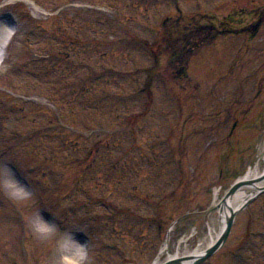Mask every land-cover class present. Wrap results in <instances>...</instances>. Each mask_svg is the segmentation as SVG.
<instances>
[{"label":"rangeland","instance_id":"obj_1","mask_svg":"<svg viewBox=\"0 0 264 264\" xmlns=\"http://www.w3.org/2000/svg\"><path fill=\"white\" fill-rule=\"evenodd\" d=\"M89 2L97 5L104 0H37L43 12H35L30 0H0V17L8 13L21 20L0 66V112L5 120V128L0 130V264H61L62 258L63 264H71L60 247L67 238L77 240L76 234L85 233L94 241L84 264H151L169 232L170 253L178 245L180 250L183 246L192 250L220 229L219 214L212 209L215 188L221 187L218 193L227 190L254 160V156L241 154L200 157L197 148L205 140L194 136V143L186 148H191V153L181 160L183 170L175 172L173 165L161 169V162L166 164L175 156L164 154L157 144L150 145L147 134H151V126L160 131L170 126L157 121L143 125L145 130L137 133L132 125L119 130L120 125L108 121L102 139L104 145L115 142L114 151L96 157L93 150L88 153L97 139L88 134L86 112L83 106L69 107V93L61 91L51 68L55 65L58 13L65 21L75 22L76 32ZM166 3L149 0L147 15L164 12ZM237 3L246 0H179L178 10L182 15L199 12L217 17ZM126 25L129 33L131 24ZM232 54H221L220 60L214 61L217 67L226 66ZM145 63L139 60L140 65ZM160 93L159 97L168 96L166 89ZM195 100L193 97V106ZM91 122V127L97 128L100 121L93 117ZM193 122L197 126V121ZM138 135L150 149L156 148L154 156L126 155L131 137ZM93 158L99 159L94 166ZM215 159L221 162L220 171L212 165ZM100 162L102 167L97 166ZM113 162H121L123 174H130L122 185L117 183L120 174L107 166ZM6 172L24 187L27 198L7 194L3 188L9 181ZM180 195L182 203L175 200ZM164 196L172 197L171 206L176 208L169 213L178 223L172 226L173 222L165 235L158 237L152 206ZM41 214L55 226L53 231L35 230ZM105 242L117 243L122 253L104 248ZM202 264H264V193L236 216L225 244Z\"/></svg>","mask_w":264,"mask_h":264},{"label":"flooded vegetation","instance_id":"obj_2","mask_svg":"<svg viewBox=\"0 0 264 264\" xmlns=\"http://www.w3.org/2000/svg\"><path fill=\"white\" fill-rule=\"evenodd\" d=\"M264 11V10H263ZM262 12V11H261ZM251 16L254 17L253 22L258 20V15L256 10L251 11ZM179 19H167L161 22V30L155 29L154 36L149 40L150 49L153 53L154 59L152 65L147 69L148 77L152 78L159 73L167 72L170 76L181 81V87L188 83V76H183L182 72L186 73L184 69V64L187 61L186 44L188 39L193 41V45H198L203 40L201 35H195V29L198 32V27H200L199 22H189V21H178ZM160 23V22H159ZM86 62L87 68L85 71L88 72L89 76L92 74L94 69L92 58L95 52L92 49L91 42L86 44ZM128 55L132 57L139 58V51L130 50ZM114 58V57H111ZM234 70H230L233 72ZM231 79V76H229ZM261 84L255 93L242 92L238 98V103L240 104L237 109V101L234 94L235 86L231 87L233 89V95L227 108H222L218 113L217 117H221V123L225 127L231 125L230 132H232L235 127V119L238 116L241 125L240 128L242 132L247 130L254 131L259 135V126L264 120V81L260 79ZM234 85V79H232ZM190 85V84H188ZM200 113V111H198ZM251 119L255 121L251 122ZM248 124L247 125L244 123ZM214 130V128H210ZM229 141V138H226Z\"/></svg>","mask_w":264,"mask_h":264},{"label":"bare ground","instance_id":"obj_3","mask_svg":"<svg viewBox=\"0 0 264 264\" xmlns=\"http://www.w3.org/2000/svg\"><path fill=\"white\" fill-rule=\"evenodd\" d=\"M35 11L39 8L34 7ZM6 28L4 26H0V62L3 57L2 47L4 43L9 38L10 34H12L11 31H8L7 34H4ZM6 33V32H5ZM5 35V36H4ZM2 64V63H1ZM0 64V66H1ZM264 147V144H262V148ZM8 180L5 185L3 186L4 190L7 191V194L10 195L12 198L17 199H23L27 198L28 195L26 194V191L23 186L18 185L17 181H15L14 177L8 172L5 173ZM14 178V179H13ZM240 181L244 180H252L253 184L244 185L241 188H239L237 191L233 193H228L227 190L218 193L215 191L214 194V200L212 203V209L215 210L216 213L219 214L220 217V229L219 231L212 236L208 241L199 244L192 250H188L185 246H183L184 249L180 250L179 246L175 249L173 253H170V236L168 235L164 241L163 246L160 249L159 255L154 261V264H160L165 259L170 258H177L181 256H191V258H196L199 256H202L203 253L219 238V236L222 234V232L225 229V226L227 224V221L230 216L236 215L240 210L244 209L246 204L249 200L254 198L255 195H257L260 190L264 186V150L257 154L256 160L254 164L239 177ZM47 233V232H44ZM180 243H183L181 241ZM179 243V244H180ZM78 241L73 238H67L66 241L61 245V250L66 253L67 255V261L69 263H74L75 258L78 254L79 245ZM80 246H83L80 243ZM161 257V259H160ZM162 258H164L162 260ZM190 261H185L180 264H190Z\"/></svg>","mask_w":264,"mask_h":264},{"label":"clouds","instance_id":"obj_4","mask_svg":"<svg viewBox=\"0 0 264 264\" xmlns=\"http://www.w3.org/2000/svg\"><path fill=\"white\" fill-rule=\"evenodd\" d=\"M54 225L51 224L48 220H46L43 215H39L38 222L35 224L34 228L37 232H51L54 230ZM87 259L86 247H81L78 250V254L75 258L74 264H84V261ZM64 258L61 260V264H63Z\"/></svg>","mask_w":264,"mask_h":264},{"label":"water","instance_id":"obj_5","mask_svg":"<svg viewBox=\"0 0 264 264\" xmlns=\"http://www.w3.org/2000/svg\"><path fill=\"white\" fill-rule=\"evenodd\" d=\"M242 184H237L236 186H234V188L232 189L233 190H236L239 186H241ZM231 219L228 221L227 223V227H226V230L224 232V234L222 235V237L218 240V242L213 246L211 247L207 252H206V256L205 257H208L209 255H211L219 246L220 244L226 239L228 233H229V230H230V226H231ZM205 257H202L201 259H199L197 263H199L200 261H202ZM178 260L174 261L173 263H177Z\"/></svg>","mask_w":264,"mask_h":264}]
</instances>
